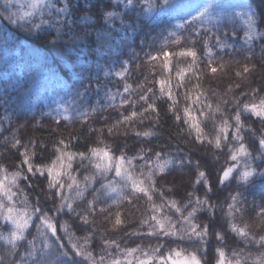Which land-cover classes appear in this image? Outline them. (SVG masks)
I'll return each mask as SVG.
<instances>
[{
    "label": "trees",
    "instance_id": "1",
    "mask_svg": "<svg viewBox=\"0 0 264 264\" xmlns=\"http://www.w3.org/2000/svg\"><path fill=\"white\" fill-rule=\"evenodd\" d=\"M66 2L71 13L66 19L52 13L50 22L43 24L42 30L30 31L27 25L18 26L7 17L12 15L16 19L26 12L36 11L31 8V0H0V167L7 169L9 177L19 170L25 146L30 152L34 151L32 162L36 165H48L55 160L59 154L57 149L87 153L90 148L108 145L116 155L144 154L146 159L153 160L155 154L160 153L161 163L167 159L175 163L164 173L157 174V188L163 191L164 197L181 205L190 199L194 201L189 193H195L201 199L207 196L214 208L210 211L204 206L197 212L195 220L201 225L207 224L209 232L204 243L147 235L148 225L141 227V221L149 215L146 197L141 194L131 203L121 200L117 207L112 204L116 193L106 194L101 188L109 180L119 181L114 172L106 178L96 174L95 181L88 184L82 198L76 197L75 189H65L62 195L72 203L74 211L65 208L64 212L56 214L61 194L56 189H49L50 177L46 173L33 175L25 171L27 179H18L17 186L6 181L16 193L13 199L17 209L22 210L25 207L23 201L27 200L30 206H38L52 216L57 224V235L66 246L65 224L76 237L90 236L88 248L97 256L104 254L105 241H115L120 247H110L107 252L122 259L125 248L139 246L148 251L162 245L160 251L164 254L177 248L197 251L201 264H216L217 250L221 248L229 259H236L231 255L236 251L240 253L242 264H252L264 248L231 231L232 218L227 215V209L232 203L230 197L239 193L235 223L247 224L249 232L257 239L264 235V223L257 215L259 208L264 207V177H255L248 184L241 183L238 168L232 179L219 183L221 170L234 163L229 153L237 145L232 141L231 133L221 149L207 141L201 144L187 123L175 119L169 107L171 101L161 96L158 81L171 77L174 95L179 101L177 108L182 110L186 103H191L185 101L184 93L192 89L198 77L200 88L206 93L205 103L210 102L215 108L222 100L228 101L221 107L230 121L236 111L233 96L243 103H251L253 89H261L255 99L258 102L264 98V0H168V4L165 0H132V4L127 0ZM53 3L61 7L65 0H53ZM205 7L208 8L205 17L192 21V16ZM249 9L255 13L256 27V35L251 40L246 35ZM108 12L114 15L108 17ZM48 18L45 10V19ZM30 19L40 23L38 13ZM216 37L227 47L221 48ZM52 41L57 43L53 45ZM185 49L197 52L194 66L197 77L187 72L184 87L176 88V71L192 64L191 57L178 55ZM165 51L172 53L170 73L163 67ZM152 56L157 59H150ZM210 59L211 66L217 68L216 73L210 71ZM245 65L252 70L237 77L235 73L242 72ZM121 71L125 72L122 78L116 75ZM236 84L240 87L236 88ZM243 92L249 95L244 96ZM144 94L148 95L147 103L156 105L157 112H145L131 125H117V121L131 111L143 112L147 103L140 100V96ZM113 96L115 99H111ZM121 100L130 103L121 105ZM205 103L191 106L194 115L200 118L204 132L211 138L216 134L215 125L223 117L219 112L210 113L208 117L201 115L199 109L204 108ZM241 119L245 123L243 142L254 157L252 165L258 170L264 169V148L259 144L264 138V121L248 112H242ZM113 125L116 127L110 133L108 129ZM145 131L152 135H136V132ZM17 139L21 144L18 148L13 147ZM61 140L67 145L66 149L59 143ZM181 160L183 166L179 163ZM197 161L199 170L207 174V181L200 184L194 183ZM134 164L143 166L144 161L137 159ZM72 172L83 190L84 176L93 175L94 169L87 160L81 162L77 158L72 161ZM2 178L3 174H0ZM64 182L68 183L66 178ZM208 183L212 188L210 192ZM125 194H129L127 189ZM97 195L93 214L88 211V202ZM154 199L160 203L159 194ZM193 206L194 203L190 204L189 210ZM101 208L106 211L101 212ZM117 211L124 223L114 229ZM169 214L174 220L179 217L174 212ZM83 215H87L91 223L84 224ZM39 224L40 220L34 216L25 232L26 238L17 242L14 249L6 240L0 239V258H3L0 264H33L36 258L48 259L49 264H55V238L49 233L51 238L46 241L37 230ZM13 228L11 222L0 217V234L7 237ZM217 232L223 235V241L216 238ZM45 242L52 244V248H45ZM33 243L36 256L29 257L27 253L33 251ZM49 252L51 255L45 256ZM139 256L140 253L134 254L133 264ZM108 258L106 255V264Z\"/></svg>",
    "mask_w": 264,
    "mask_h": 264
},
{
    "label": "snow or ice",
    "instance_id": "2",
    "mask_svg": "<svg viewBox=\"0 0 264 264\" xmlns=\"http://www.w3.org/2000/svg\"><path fill=\"white\" fill-rule=\"evenodd\" d=\"M147 2V0H146ZM128 4H132V0H127ZM165 4H168V0H165ZM31 8L36 10L34 12H26L24 16L17 17L13 19L12 15H9L7 19L11 23H16L18 26L27 25L30 31L42 30V25L47 24L51 20V14L55 13L57 17H61L66 19L71 13L68 7V4L65 0L63 6L58 7L56 3H53V0H31ZM45 10H47L49 14V18L45 19ZM39 14L40 23L33 22L32 17ZM208 13V8L205 7L203 10H198V15L192 16V21H196L200 18L205 17ZM113 12L106 13V16H113ZM248 17L247 19V39L251 40L254 35H256V27L253 13L250 9L246 12ZM24 21V23H21ZM190 23V22H189ZM226 36V34H225ZM217 43L221 48L227 47V44L220 43V38L216 37ZM53 45L57 43V41L51 42ZM172 53L163 52V57L165 63L163 65L164 69L167 72L172 71L171 61L169 57ZM179 56L182 57H191L192 64L189 65L187 69L176 71L175 76L178 78L175 84L176 88L184 87V78L187 72H192L193 77H197V73L194 71V66L197 61V52L194 49H185L178 53ZM209 56H211V49H209ZM152 60H156V56L150 57ZM209 67L212 73L217 72V68L211 66V59L209 60ZM252 69L245 65L243 67V71H237L235 75L237 77H243L245 74L249 73ZM125 72L121 71L116 73L117 76L121 78L124 76ZM160 88L161 96H166L171 104L169 105L170 110L175 114V119L177 121H183L187 123L189 129L194 131L195 139L199 141L201 144L207 141L210 144H214L217 149H221L223 144L229 140V133H231L232 141L237 145L230 149L229 158L234 163L227 166L226 168L221 170V174L218 177V182L223 184L226 181H229L233 178V173L237 172L239 168V180L241 183L248 184L251 183L253 178L255 177H264V169L258 170L256 167H253L252 160L254 157L250 152L248 146L243 142L244 135L243 129L245 127L244 121L241 119L242 112H248L251 115L257 117L261 121H264V98L259 99L257 102L255 97L257 93L261 91V89H253L251 93L252 102L251 103H243L241 100L236 99L233 96V103L236 105V111L231 118V121L225 116L223 113V109L221 104H227V100H222L217 103L215 108L210 102L205 103L206 101V93L200 88V84L197 82L193 84L192 89L186 91L184 93L185 101H190L191 103H186L184 107L181 109L177 108L179 101L174 95V88L171 81V77L167 79L161 78L158 81ZM236 88H239L240 85L236 84ZM232 90V86H229V91ZM124 91H128V86L125 85ZM148 92H152V89H148ZM242 95L248 96V92H243ZM203 98V100H202ZM111 99H115V96L111 97ZM140 100L148 102V95L144 94L140 96ZM125 103H130L128 100H121V105ZM201 103H205L204 108L199 109L201 115L208 117L210 113L219 112L223 119H221L216 125V134L214 137L209 138L207 134L204 132V129L201 125V120L198 116L194 115V110L191 105H198ZM152 111L157 112L156 105L154 103H147V107L143 110V112H137L135 110L131 111L130 114L122 116V120L117 121V125L126 124L131 125L134 121L143 116L145 112ZM68 119V117H65ZM116 125L110 127L108 131L111 133L113 128ZM137 136H150L151 132H136ZM61 145L64 146V149L67 148V145L64 144V141H59ZM259 144L262 148H264V138L259 140ZM20 141L15 140L13 147H20ZM58 155L55 160H52L48 165L43 164H33L32 160L35 155L34 151L30 152L28 147H24V151L21 153L23 157L21 161V168L15 172H12L10 177L7 173V169L0 167V174H3V178L0 179V217H3L5 221L11 222L14 226L13 230L10 231L7 237H4L0 234V239L6 240V242L12 246L14 249L17 246V242L24 240L26 230L31 226L30 222L35 216L40 220V224L38 226V232L45 236L46 241L51 237L55 238V251H56V260L55 264H85V261L88 264H106V255L109 257L107 259V264H133L132 257L135 253H140L139 257H136V264H201V259L197 254V251L186 252L184 249H169L166 254L161 253L160 249L162 245L157 246L155 248H151L148 251L143 248L137 246L136 248H125L123 249L124 258L112 257L111 253L107 252V249L115 246L119 248L120 245L116 244L115 241H105V247L102 249L104 254H100L99 256L95 255L93 251L88 248L90 236L85 237H76L71 231L69 226L65 224L63 226V232L67 236V246L63 241H61L60 236L57 235V224L55 223L52 216L47 213L42 212V210L38 206H30L28 201H23L25 207L21 209H17L16 202L13 197L16 195L10 187L6 184V181L9 182L12 186H17L16 182L18 179L23 178L27 179V176L24 175V172L31 173L35 175L39 173L40 175L47 174L49 179L48 187L49 189H56L59 194H61V203L56 208V214L64 212L65 208L68 211H74L72 207V203L66 199L62 193L65 189L72 191L76 190V197L82 198L84 191L87 189L88 184L95 181L96 174L107 177V174L113 173L115 177L119 178V181L109 180L108 183L102 184L101 188L104 190L106 194L116 193V196L112 198V204L119 207L121 200H127L129 203L132 202L133 199L138 198L141 194L146 197V203L148 204L149 215L141 221V227L148 225L147 235L153 237H168V238H176L179 240H193L199 241L201 243L206 242L205 238L208 236L209 227L207 224L201 225L197 223L195 220L197 212L207 206V208L211 211L214 206L210 203L207 196L204 199H201L199 196H196L195 193H189L190 197H194L193 200H189L187 203L183 205L180 202L164 197L163 191L160 188H157V174L164 173L169 165L174 164L175 162L171 159L164 160L161 163V154H155V160L145 158L144 154H139L137 156L128 157L126 154L121 153L120 155H116L112 149L108 145H104V147H93L88 150L87 153H71L66 150L57 149ZM150 151V149L148 150ZM79 158L81 162L87 160L89 165L94 169L93 175H85L84 176V189L82 190L80 187V181L77 179V176L73 175L72 172V161ZM144 161L143 166H138L134 164L135 160ZM241 161H243V165L241 167ZM180 165H184V161H179ZM191 163V161H188ZM26 166V168L24 167ZM139 167V171L137 172V168ZM200 164L197 161V179L195 180V184H200L201 181H207V174L204 171H200ZM68 181V183L64 182V179ZM128 190V195L125 194V190ZM207 190L210 192L212 190L211 184L208 183ZM159 194L160 203H157L154 199V196ZM240 194L236 193L230 197L232 203L228 205L227 215L232 218L230 222V229L232 232L236 233L240 237L245 240L259 244L261 248H264V235H259V238L255 235H252L249 232V226L244 224L243 226L235 223V212L239 209L236 207ZM96 198L92 201L88 202V211L91 213H95L96 209L94 207L96 203ZM195 206L191 207L189 210V205L193 204ZM111 207V205H109ZM167 209V211H166ZM101 212L106 211V209L101 208ZM186 211V215H185ZM174 212L179 214L178 219H173L172 215L169 213ZM77 215H80L79 213ZM257 215L261 217V223H264V207H260ZM111 216V214H110ZM81 219L84 224H89L87 215L81 216ZM124 223L121 218V213L117 211L115 213V219L113 223V228H118ZM179 225V227H178ZM51 234V237L48 234ZM139 234V233H136ZM216 238L218 240L223 241V235L219 232L216 233ZM45 248H52V244L45 242ZM33 251L27 253L29 257L36 256V248L35 244H32ZM40 251H43L41 249ZM218 259L216 264H242V259L240 257V253L233 251L232 256L236 257L235 260L229 259L228 255L224 251V249H218ZM51 253H45V256H50ZM251 255V254H249ZM77 257L80 259L78 260ZM3 258H0L2 261ZM33 264H49L48 259L36 258L33 260ZM252 264H264V252H261L260 255L256 256L252 260Z\"/></svg>",
    "mask_w": 264,
    "mask_h": 264
}]
</instances>
